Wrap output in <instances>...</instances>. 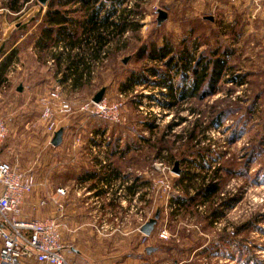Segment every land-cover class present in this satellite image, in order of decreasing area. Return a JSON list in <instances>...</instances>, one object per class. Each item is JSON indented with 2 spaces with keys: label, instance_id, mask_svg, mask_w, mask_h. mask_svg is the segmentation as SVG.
<instances>
[{
  "label": "rangeland",
  "instance_id": "obj_1",
  "mask_svg": "<svg viewBox=\"0 0 264 264\" xmlns=\"http://www.w3.org/2000/svg\"><path fill=\"white\" fill-rule=\"evenodd\" d=\"M10 1L12 0H0V33H3L2 19L5 23L14 21L17 32L13 34L16 38L24 35V38L17 46L20 50L19 67L11 66L8 83L0 88V119H4L10 129L9 137L0 151V162H6L21 171L31 168L41 171L42 159L68 155L67 145L75 142L76 136H81L82 143L91 139L88 132L106 130L112 140L103 138L101 141L106 146L98 145L99 148L92 150L90 155L102 157L112 155L116 152V148L113 147H116L115 144L119 140L134 146V150L128 155L153 159L160 157L168 168L166 176L171 190L163 193L161 189V194L152 192L154 200L152 207L156 208L161 216L147 242V246L155 248L150 264H264V100L258 103L257 111L253 112L251 120L240 127L242 131L237 141L232 142L230 137L232 129L238 127L236 121L238 114L229 117L222 127H210L206 139L201 137V143L196 146L197 148L210 146L211 153L206 154L204 159H195L194 156L187 155V159L182 160L185 155L180 150V143L176 142L173 145L174 135L192 128L196 120L201 121L202 129L210 125L220 110L249 106L254 100V95L262 88L264 80H247L248 86L243 87L222 82L220 92L215 96L203 102L188 100L173 110L161 107L160 102L163 101L161 91L149 84L138 85L127 92L122 91L123 83L127 82L132 73L141 75L140 80H143L150 74V69L159 68V71L167 72V68L160 62L146 58L139 60L140 49L153 44L162 47L169 42L179 55L187 50L196 57L201 52L208 53L228 46L234 50L229 63L233 64L236 73L240 70H257L260 63L264 64V59L258 60L260 54L256 49L259 39L255 37L256 34L250 33L255 44L252 46L246 40V34H239V31L234 30L228 32L226 36L227 32L222 33V29L214 31L209 23L204 21L210 10L214 9L216 10L214 15L220 17L218 25L230 26L234 24V21L230 23L231 19L226 18L230 12L237 19L239 18L237 12L246 15L252 13L251 8L238 5L237 0L236 5H228L232 3L230 0H215L221 6L218 9L216 5L213 6V0H127L123 7L118 5L117 9L131 7L138 1L143 11V28L139 34L129 35L131 41L127 50L116 53L114 50V57L107 60L104 66L95 69L93 80L76 90L70 80L68 82L62 80L63 76L59 75L58 66L49 53L31 49L39 34V26L36 23H29L27 33L19 29L23 22H30L32 16L37 13L43 16L50 0L45 5L46 8L41 10L37 8L41 5L39 0H32L25 5L22 15L14 14L4 6ZM224 4L227 5L226 8L223 7ZM32 8L35 10L22 19V16ZM159 9L169 13V20L160 27L157 25ZM225 13L227 20L223 21L221 18ZM13 42L12 39L7 41L6 50L14 45ZM55 50L59 48H53L51 51L55 53ZM127 58L128 62L124 64L123 61ZM119 63L122 65L119 66ZM186 78L193 79L192 73L175 82L186 84V81H183ZM39 79L49 80V89L39 92L38 99L33 100L35 92L30 90L31 83L26 80ZM22 80L28 89L24 95L17 90ZM154 80L156 79H150L149 82ZM102 88H107L105 97L109 102L122 100L125 104L128 118L126 125L110 126L98 119L84 117L79 111ZM55 89H59L62 98L71 104L74 113L60 121V126L64 127L61 129L65 132L60 148L52 146V137L40 121L42 113L40 99ZM24 105L29 109L26 112L22 109ZM37 108L39 112L35 111ZM36 115L38 116L36 122L27 121V117L32 119ZM182 118L187 121L182 123ZM180 123L182 124L170 132L169 125ZM148 124H155L157 127L151 132L146 126ZM107 144H112L113 147L109 148ZM168 145L170 151L166 149ZM253 152L254 160H250ZM171 155L177 158L171 161ZM176 162H180L182 174L198 173L208 180L216 169H221L218 175L221 188L217 197L213 198V207L222 213V216L214 223L209 218L213 212L209 211L210 202H204V196L196 195L200 182L187 180L180 183L182 175L178 176L173 172ZM152 166L155 180L164 176L155 169L158 165L155 168V165ZM186 190H189L190 195L186 194ZM175 196L183 199L194 196L197 199L192 206L180 208L171 204ZM248 223L249 229L241 228Z\"/></svg>",
  "mask_w": 264,
  "mask_h": 264
},
{
  "label": "crops",
  "instance_id": "obj_2",
  "mask_svg": "<svg viewBox=\"0 0 264 264\" xmlns=\"http://www.w3.org/2000/svg\"><path fill=\"white\" fill-rule=\"evenodd\" d=\"M230 1L232 3L228 5H236L238 1V5H243L246 8L250 7L252 13L243 15L241 12H237L239 17L237 19L232 12L228 16L225 13L221 20L226 21V16V18L231 19L230 23L234 21V24L226 27V24H221V26H224L221 27L218 25L220 17L214 15L216 10L213 9L210 10L204 21L209 23L214 31L222 29V33L227 32L226 36L228 32L234 30L239 31V34H246L245 38L252 46L255 44L250 33L256 34L255 37L259 39L257 40L258 48L256 49L260 54L258 60L264 59V0ZM212 2L213 6H217V9L221 8L219 2L215 0ZM41 6L43 8L47 7L43 4ZM223 7L226 8L227 5L224 4ZM37 8L39 9L38 6ZM33 10L35 9L32 8L27 14L25 13L22 19ZM14 26H16L14 21L5 23L2 19L1 29L3 33H0V64L6 55L16 49L17 53L12 66L19 67L20 50L17 46L22 43L24 36L21 39L16 38L13 34L17 32ZM250 35L251 38H249ZM10 39L14 40L12 43L14 45L5 50L6 55L2 57V45ZM33 48L37 52H41L35 43L31 49ZM61 49L59 47V50ZM10 69L6 76L7 79L11 74ZM188 74L190 73L184 75L187 76ZM237 74L242 75V79L246 81L264 80V64L260 63L257 70H240ZM147 77V80H159L158 77L151 74H148ZM182 77L184 78L183 75L175 73L172 80L181 79ZM189 79L193 80L192 78ZM8 81L5 80L3 85L0 84V88ZM23 81L19 82L20 85L17 88H23L20 92L22 95L28 90ZM26 81L31 83L30 90L33 93L35 92L33 100L38 99L39 92L49 89V80ZM243 86H248V83L246 82L240 87ZM261 87L254 95V100L256 99L258 102L255 104L253 112L257 111L258 103L264 100V84ZM22 109L25 112L29 110L27 105H24ZM35 111L39 112V108ZM26 119L27 121L31 120L30 123H33L38 120V116L36 115L32 119L27 117ZM106 133V130H92V132H88L91 139L87 142L83 141L77 145H74V142L68 143V155L42 159L41 171L37 175L36 188L25 198L21 218L24 220H43L60 217L66 225L62 233V243L66 248V258L70 262L79 264L87 262L92 264H150L152 253H147V248L150 247L147 246V242L153 233L150 237H147L141 230L158 213V210L152 207L154 200H152L150 191L151 182L156 177L152 174V165L158 159L128 155L130 148H134V146L129 142L119 140L115 144L116 147L107 144L109 148H116V152H110L112 155L104 157L90 155L94 146L92 137H103ZM61 146L62 144L55 148ZM53 169L55 171H52ZM59 189H64L66 195L58 194ZM42 202H45V205H41ZM159 214L161 216L160 212ZM152 215H154L153 218ZM159 221L160 217L158 223ZM1 247L2 241L0 239V249ZM21 264L38 263L30 261Z\"/></svg>",
  "mask_w": 264,
  "mask_h": 264
},
{
  "label": "trees",
  "instance_id": "obj_3",
  "mask_svg": "<svg viewBox=\"0 0 264 264\" xmlns=\"http://www.w3.org/2000/svg\"><path fill=\"white\" fill-rule=\"evenodd\" d=\"M31 1L12 0L4 6H7L6 8L10 12L22 15L25 5ZM126 1L50 0L47 11L43 16L37 15V13L32 16L30 22H23L19 29L27 33L29 23H36L39 26V34L35 42L36 47L41 52L51 55L53 62L58 66L59 75L63 76L62 80L66 82L70 80L72 87L78 90V88L84 87L93 80L95 69L104 66V63L114 57L113 55L116 52L127 50L131 41L129 35L139 34L143 28V11L138 1L131 7L117 9L118 5L123 7ZM36 3L38 4V2ZM38 7L40 8L39 10L43 8L41 5H38ZM5 46V44L2 45V57L6 55ZM59 47L62 49L56 50L55 53L51 51L53 48L58 49ZM16 53V49L10 52L0 64V84L2 85L7 80L6 76L14 62ZM233 54L234 50H231L228 46L214 49L208 53L206 51L201 52L197 57L187 50L179 55L175 51V47L169 42L162 47L157 44L149 47L143 46L138 54L139 60L146 58L153 62H160L167 68V72L163 73L158 70L159 68L150 69V74L159 79L154 80V82H149L150 80H147V77L140 80L141 75L132 73L128 77L127 82L123 83L122 91L127 92L138 85L149 84L152 87H156L161 91L160 94L163 97V101L160 102L161 107L166 110H173L182 105V103L192 99L203 102L220 92L222 82L236 87L246 83V80L242 79V75L235 72L233 64L229 63L228 58ZM121 65L119 63V66ZM175 73L184 77H187L185 76L187 73H192L193 80H183L184 82L186 81V84L176 83V80H172V76ZM257 102L255 99L249 106L220 110L209 126L201 129V121L196 120L192 128L185 129L180 134L174 135L173 145L176 142L180 143V150L185 155L182 160L187 159V155L194 156L195 159H204L206 154H210V146L208 148L196 147L201 143V137L206 139V133L210 127H222V124L235 114H238L236 118L238 127L232 129L230 139L232 142L237 141L242 131L240 127L251 120L253 108ZM181 120L182 123L187 121L185 118ZM182 123L169 125L170 132L174 131ZM146 126L151 132L157 127L155 124ZM162 147L160 151H162ZM166 149L168 151L171 150L169 145L166 146ZM132 150L134 148H130L129 151ZM254 157L255 153L253 152L250 160H254ZM174 158H177V156L171 155V161H174ZM157 159L162 161L160 157ZM220 170V168L216 169L212 177H209V180L198 173L190 172H184L180 178V183H184L187 180L200 182L196 195L199 197L204 196V202H210L209 211L213 212L209 218H211L213 223L222 216V213L217 212L218 210L213 207V198L217 197L221 188L218 176ZM185 192L190 195L189 190ZM196 199L194 196H189L187 199L175 196L171 200V204L180 208H187L192 206ZM249 225L248 223L241 228L246 227V229H249Z\"/></svg>",
  "mask_w": 264,
  "mask_h": 264
},
{
  "label": "built area",
  "instance_id": "obj_4",
  "mask_svg": "<svg viewBox=\"0 0 264 264\" xmlns=\"http://www.w3.org/2000/svg\"><path fill=\"white\" fill-rule=\"evenodd\" d=\"M40 103L42 104L40 121L53 140L55 134L64 128L60 126V121L74 114L73 108L62 98L59 89L50 91L40 99ZM79 111L84 117L98 119L110 126H124L128 121L122 100L109 102L105 97L100 103H95L92 99ZM9 133L8 123L0 119V150L5 145ZM92 138L94 139L92 150L99 148L100 144L104 145L101 141L103 138L112 140L108 137V133L103 137ZM81 141V136H76L74 144L77 145ZM154 165V168L158 165L155 169L164 176L151 182V193L156 191L161 194V189L162 192L171 190L167 183L166 163L158 160ZM38 172L35 168L21 171L6 162H0V239L2 241L0 264H21L30 261L38 264H79L70 262L66 258V248L62 243V233L66 225L60 217L43 220L21 218L23 202L35 190ZM58 194L65 196L66 191L59 189ZM41 205H45V202Z\"/></svg>",
  "mask_w": 264,
  "mask_h": 264
},
{
  "label": "water",
  "instance_id": "obj_5",
  "mask_svg": "<svg viewBox=\"0 0 264 264\" xmlns=\"http://www.w3.org/2000/svg\"><path fill=\"white\" fill-rule=\"evenodd\" d=\"M48 1H49V0H39V2H40L41 4H43V5H46V4L48 3ZM157 13H158V17H157V25L160 27V26H162V25L168 20L169 15H168V12H167V11L162 10V9H159V10L157 11ZM210 19H211V18H210ZM127 62H128V58L125 59V60L123 61L124 64H127ZM22 89H23V88L20 87V88L18 89V91H19V92H22ZM106 91H107V88H102L101 91H100L99 93H97V94L94 96V98H93V102H95V103H100L101 101H103L104 98H105ZM63 135H64V130H62V129L59 130V131L55 134V136H54V138H53V140H52V142H51L52 146H54V147H59V146L63 143ZM173 172H174L176 175H178V176H180V175L182 174V170H181V168H180V162H176V163H175V167H174V169H173ZM159 217H160V214H159V212H158V213L156 214L155 218H153L152 220H150L147 224H145V225L143 226L141 232H142L145 236L150 237V236L152 235V233H153V231H154V229H155V227H156V225H157V223H158ZM154 251H155V248H151V247L147 248V253H148V254H151V253L154 252Z\"/></svg>",
  "mask_w": 264,
  "mask_h": 264
}]
</instances>
